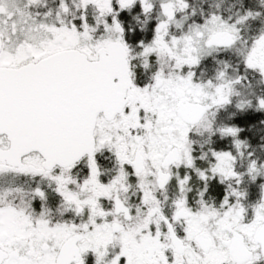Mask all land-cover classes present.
<instances>
[{
    "label": "snow or ice",
    "instance_id": "snow-or-ice-1",
    "mask_svg": "<svg viewBox=\"0 0 264 264\" xmlns=\"http://www.w3.org/2000/svg\"><path fill=\"white\" fill-rule=\"evenodd\" d=\"M0 264H264V0H0Z\"/></svg>",
    "mask_w": 264,
    "mask_h": 264
}]
</instances>
